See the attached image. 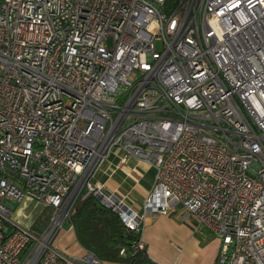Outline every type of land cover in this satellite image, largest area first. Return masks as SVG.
<instances>
[{
    "label": "built area",
    "instance_id": "1",
    "mask_svg": "<svg viewBox=\"0 0 264 264\" xmlns=\"http://www.w3.org/2000/svg\"><path fill=\"white\" fill-rule=\"evenodd\" d=\"M166 2L0 0V264H101L56 245L88 195L139 249L179 209L214 264H264V0ZM116 149L155 170L142 212L91 182ZM25 198L41 231L10 220Z\"/></svg>",
    "mask_w": 264,
    "mask_h": 264
},
{
    "label": "crops",
    "instance_id": "2",
    "mask_svg": "<svg viewBox=\"0 0 264 264\" xmlns=\"http://www.w3.org/2000/svg\"><path fill=\"white\" fill-rule=\"evenodd\" d=\"M122 155V151L114 150L91 182L102 186L107 193L123 196L129 207L142 212L144 200L153 187L155 170L132 156L118 166ZM7 205L11 209L10 220L21 227L36 230L47 224L49 215L39 225L42 215L49 210L39 202L25 198L19 204L8 202ZM65 227L56 240L57 247L65 254L81 256L86 250L78 244L73 229ZM140 237L153 264H214L220 246L210 230L183 218L179 209L169 215H146Z\"/></svg>",
    "mask_w": 264,
    "mask_h": 264
},
{
    "label": "trees",
    "instance_id": "3",
    "mask_svg": "<svg viewBox=\"0 0 264 264\" xmlns=\"http://www.w3.org/2000/svg\"><path fill=\"white\" fill-rule=\"evenodd\" d=\"M178 0H167L166 4ZM68 227L78 244L101 262L153 264L145 249L135 247L138 234L129 231L99 198L88 195L75 202Z\"/></svg>",
    "mask_w": 264,
    "mask_h": 264
},
{
    "label": "rangeland",
    "instance_id": "4",
    "mask_svg": "<svg viewBox=\"0 0 264 264\" xmlns=\"http://www.w3.org/2000/svg\"><path fill=\"white\" fill-rule=\"evenodd\" d=\"M156 47L159 48V44L158 43H157ZM132 78H134V74L131 75L130 79H132ZM49 210L45 211V213L42 215V220L40 221L39 225L42 224L44 222V220L48 217ZM41 230H42V228L36 229V231H41Z\"/></svg>",
    "mask_w": 264,
    "mask_h": 264
}]
</instances>
